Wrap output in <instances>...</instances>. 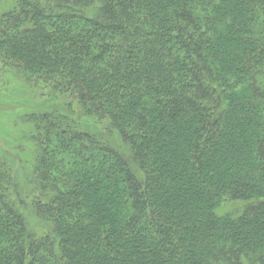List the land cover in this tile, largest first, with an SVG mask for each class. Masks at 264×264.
Instances as JSON below:
<instances>
[{"label": "trees", "instance_id": "trees-1", "mask_svg": "<svg viewBox=\"0 0 264 264\" xmlns=\"http://www.w3.org/2000/svg\"><path fill=\"white\" fill-rule=\"evenodd\" d=\"M2 1L60 104L27 116L42 233L0 160V264H264V0Z\"/></svg>", "mask_w": 264, "mask_h": 264}, {"label": "rangeland", "instance_id": "rangeland-1", "mask_svg": "<svg viewBox=\"0 0 264 264\" xmlns=\"http://www.w3.org/2000/svg\"><path fill=\"white\" fill-rule=\"evenodd\" d=\"M3 3L0 0V8L4 7ZM39 88L0 59V160L12 169L17 188L12 189L13 198L23 211L29 228L42 233L44 225L36 214L34 203L37 191L31 164L34 142L27 116L53 109L60 103L57 97H49L47 90ZM58 107L63 112L69 110L64 104ZM98 125L101 130L105 129L103 123Z\"/></svg>", "mask_w": 264, "mask_h": 264}]
</instances>
